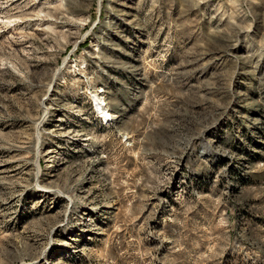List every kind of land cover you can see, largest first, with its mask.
Wrapping results in <instances>:
<instances>
[{
  "label": "rangeland",
  "instance_id": "1",
  "mask_svg": "<svg viewBox=\"0 0 264 264\" xmlns=\"http://www.w3.org/2000/svg\"><path fill=\"white\" fill-rule=\"evenodd\" d=\"M0 264H264V0H0Z\"/></svg>",
  "mask_w": 264,
  "mask_h": 264
},
{
  "label": "bare ground",
  "instance_id": "2",
  "mask_svg": "<svg viewBox=\"0 0 264 264\" xmlns=\"http://www.w3.org/2000/svg\"><path fill=\"white\" fill-rule=\"evenodd\" d=\"M96 102L102 108V110L104 111V113L106 114V116H110V115H108V112H106L105 109H104V107L106 106V104L102 101V99L101 98H96Z\"/></svg>",
  "mask_w": 264,
  "mask_h": 264
}]
</instances>
